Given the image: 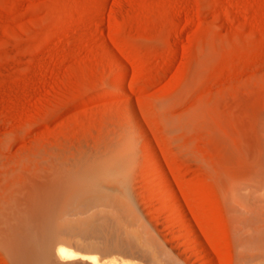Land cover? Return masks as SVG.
<instances>
[{
  "label": "rangeland",
  "instance_id": "374dc122",
  "mask_svg": "<svg viewBox=\"0 0 264 264\" xmlns=\"http://www.w3.org/2000/svg\"><path fill=\"white\" fill-rule=\"evenodd\" d=\"M188 231L264 264V0H0V264H202Z\"/></svg>",
  "mask_w": 264,
  "mask_h": 264
},
{
  "label": "bare ground",
  "instance_id": "6f19581e",
  "mask_svg": "<svg viewBox=\"0 0 264 264\" xmlns=\"http://www.w3.org/2000/svg\"><path fill=\"white\" fill-rule=\"evenodd\" d=\"M117 171L120 173V174H125V169H123L122 167H120V166H118V168H117ZM57 193H59V192H57ZM90 193H92V192H90ZM94 193V192H93ZM92 193V194H93ZM91 194V195H92ZM59 195V194H58ZM90 194H89V192L87 193V192H85V191H82V189H80V190H76L72 195H67V196H64V197H58V198H55V200H56V202H60L63 206V209L65 210V212H66V210L68 211L69 209H72L73 207H74V205H75V203L77 202V201H79L80 199H84L86 196H89ZM51 196V195H50ZM95 198H92V200H89V201H87L88 200V198H87V202L86 203H88V202H90L91 203V201L93 202V203H95V201H96V199H95V201H93ZM107 200V199H106ZM52 201H53V199H52ZM101 201H104V200H101ZM97 203V202H96ZM82 204V203H81ZM80 204V205H81ZM84 204H85V202H84ZM48 211V210H47ZM63 213V212H62ZM63 214H61V216H62ZM64 215H65V213H64ZM47 216V215H46ZM51 215L49 214V217H50ZM53 216V215H52ZM58 218V220H59V218H61L60 217V215H56ZM49 217H47V218H49ZM55 217V216H54ZM56 219V220H57ZM62 219V218H61ZM108 219V218H107ZM106 219V220H107ZM49 220H50V218H49ZM105 220V219H104ZM105 220V221H106ZM110 220V219H109ZM106 222H108V221H106ZM106 222H104V224H100V225H94V223L92 224V222L91 223H82L80 226H79V229H80V231L81 232H83V233H88V234H94V235H97V236H101L102 238H109V237H111L112 235H110V236H108V232H107V228H106ZM60 223V222H59ZM63 223V221H61V224ZM182 223H184V222H182ZM181 223V224H182ZM187 225V224H186ZM183 226V225H182ZM181 226V227H182ZM188 227V226H187ZM185 228V227H184ZM71 229H73V227L71 226V225H69L67 222H65L62 226H60L59 227V229H56V230H58L57 232H59V230L61 231V230H71ZM190 230H192V229H190ZM189 232V231H188ZM55 233V232H54ZM189 234L191 235L190 237L192 238H194V244L193 245H195L197 248L196 249H194L195 251H194V253L195 252H197L198 254H197V258H199V260H200V263H202V264H212L211 262H209V259H208V257H207V255H206V253H204V249H202V247H201V245H200V243H198L197 242V240L195 239V237H194V233H191V232H189ZM37 235V234H36ZM57 235V234H56ZM31 237V236H30ZM34 238H35V236H34ZM113 237H111L110 238V240L112 239ZM37 239V238H36ZM37 241H39V240H37ZM48 241V240H47ZM109 241V240H108ZM107 241V242H108ZM112 241V240H111ZM46 242V241H45ZM170 243V242H169ZM31 244V243H30ZM51 244V243H50ZM174 244V243H173ZM64 245V244H63ZM32 245H30V247H31ZM106 246V245H105ZM173 246V245H172ZM29 247V248H30ZM175 249H177V248H175ZM25 251V250H24ZM26 251H27V249H26ZM45 251V250H44ZM50 252H52L51 250H47L46 251V253L44 254V260L45 259H47V258H49V257H51L50 256V254H52V253H50ZM56 252H57V254L60 256V258H67V259H77V258H85L86 256H88V255H85V254H81V253H78V252H76V251H72L71 249H68V248H66V247H64V246H59L58 248H57V250H56ZM40 260V262H41V260H43V259H39ZM40 262H39V264H40ZM46 263L48 262V261H45ZM33 263V262H32ZM44 263V262H43Z\"/></svg>",
  "mask_w": 264,
  "mask_h": 264
}]
</instances>
